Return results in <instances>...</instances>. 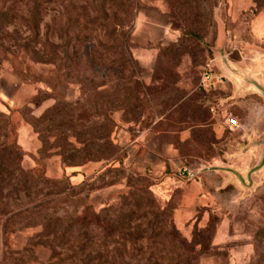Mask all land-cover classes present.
Here are the masks:
<instances>
[{"label":"rangeland","instance_id":"374dc122","mask_svg":"<svg viewBox=\"0 0 264 264\" xmlns=\"http://www.w3.org/2000/svg\"><path fill=\"white\" fill-rule=\"evenodd\" d=\"M123 2L0 0L17 12L0 28V113L22 154L0 173L3 206L49 201L7 228L0 213V264H264V168L248 147L264 98L247 87L264 76V0H135L131 21ZM51 45L59 60L32 58ZM223 56L240 75L202 92ZM18 168L44 177L14 192ZM50 217L89 225L44 235Z\"/></svg>","mask_w":264,"mask_h":264},{"label":"trees","instance_id":"16d2710c","mask_svg":"<svg viewBox=\"0 0 264 264\" xmlns=\"http://www.w3.org/2000/svg\"><path fill=\"white\" fill-rule=\"evenodd\" d=\"M122 14L124 15L125 20H132L134 11H135V0H124L123 3L118 4ZM37 11V10H36ZM35 11V28L39 26V23L41 22V18L37 19V13ZM17 19V12L15 11L14 6H9L8 8H5V6L0 7V28L1 27H8L9 25L13 24ZM34 28V27H33ZM122 29V25L118 24L115 25L114 29V34L115 35H120L121 32L119 29ZM35 33V31H34ZM35 35H37L35 33ZM52 51L50 54V57H52L51 60L49 59H44L43 56H40V54L35 53L32 58H34L35 61L39 63H54L57 60H59V54L58 52L62 48L60 45H51ZM64 58L66 61H73V58H71L67 53H64ZM77 53L73 52V56L75 59ZM87 58L90 56L87 54ZM61 62L63 59H60ZM200 88V86H199ZM200 90L204 92L201 88ZM206 93V92H204ZM208 94V93H207ZM4 105V104H3ZM212 108V106L208 107L209 111ZM58 108L56 107L54 110H57ZM9 110V109H8ZM11 113L12 111L9 110V114H2L0 113V141L3 139L5 141L6 146H4L3 149H0V173L4 168V164L6 162H13L16 160H20L22 158L21 150L16 142V139L14 138V135L12 136L11 134H14V127L11 122ZM45 117V116H44ZM9 143L7 144V142ZM63 157V156H62ZM65 158V157H63ZM18 172L20 174V178L16 179L17 183L11 187V189L14 192H29L30 186L32 183L41 181L42 177L44 175L42 173L36 174L34 171H24L18 168ZM8 186V183L4 179H0V208H1V215L5 219L4 223V228L9 227L11 223H15L16 221H24L27 220L28 218H34L35 216H38L44 211L45 207L49 204V201H40L37 203H34L32 207L27 208L24 211H18V212H13V211H6L4 205V190ZM165 213V209L160 211V214ZM85 218H78V219H64V218H55V217H50L48 218L41 226H42V233L44 235L48 234H57L60 230L64 232H71L75 226L80 225H87L85 224L86 221ZM122 224V223H121ZM89 225V224H88ZM87 225V226H88Z\"/></svg>","mask_w":264,"mask_h":264},{"label":"water","instance_id":"95a60500","mask_svg":"<svg viewBox=\"0 0 264 264\" xmlns=\"http://www.w3.org/2000/svg\"><path fill=\"white\" fill-rule=\"evenodd\" d=\"M210 62L212 63V66L226 79L227 77L224 75L223 70H225V72H227L229 75H231V77L235 79L240 75L239 69H237V67L231 66L228 56H223L219 60L214 59ZM247 87L254 93L264 98V76L261 77L258 81L251 82V85ZM229 100L227 98H218L216 102L211 103V105H215L220 110H226V105ZM248 145L250 149L255 147L260 150V159L255 168H264V139L257 142L255 146H252L250 142Z\"/></svg>","mask_w":264,"mask_h":264},{"label":"built area","instance_id":"2783aa9c","mask_svg":"<svg viewBox=\"0 0 264 264\" xmlns=\"http://www.w3.org/2000/svg\"><path fill=\"white\" fill-rule=\"evenodd\" d=\"M224 85L225 78L212 66L211 62H208L201 74L200 88L206 93H211L224 88ZM210 110L213 115L217 114L215 106H212ZM226 126L231 130H235L239 128V121L234 117H230L226 121Z\"/></svg>","mask_w":264,"mask_h":264},{"label":"crops","instance_id":"0c3cea01","mask_svg":"<svg viewBox=\"0 0 264 264\" xmlns=\"http://www.w3.org/2000/svg\"><path fill=\"white\" fill-rule=\"evenodd\" d=\"M146 19L145 18H142V17H140V19H139V24H141V25H146ZM3 102H6V101H3Z\"/></svg>","mask_w":264,"mask_h":264}]
</instances>
